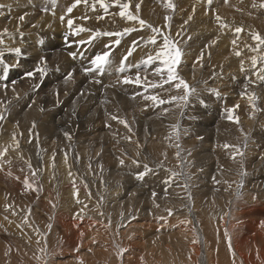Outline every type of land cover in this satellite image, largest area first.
<instances>
[{"label": "bare ground", "instance_id": "obj_1", "mask_svg": "<svg viewBox=\"0 0 264 264\" xmlns=\"http://www.w3.org/2000/svg\"><path fill=\"white\" fill-rule=\"evenodd\" d=\"M0 1H1V4L3 3V5H4V9L2 11H0V13H3V15H0V32H2L3 29L7 28L8 33L10 34V35H4L2 37L4 39L5 43H4V45H0V48L10 49V48H16V47L20 46V44H21L20 35L24 34V31L31 32V35H28V34L27 35L34 37V38H32L34 40V44H32L31 47L26 44L27 46L22 48L23 55L21 57H16L14 53H8L7 51H5V56H4L6 63L11 65V70L15 71L16 75H18V78L15 75V77L10 82L12 83L14 81H17L15 86L17 87V89L20 92L19 93L17 92L19 94L18 98L15 97L11 100H10V98H6L7 100L11 101V103L8 105V107L13 108V114H12V116H8V117L6 116L7 117L6 120L3 121L2 123H0V143H10L11 142V135L13 132H15L17 134V138L20 141V148L17 151H10L9 152L7 158L11 159L12 163L10 166H7V165L5 166V168H6L5 171H0V261L1 262L6 261L5 262L6 264H21V263H23V264H41V262L36 259V257L42 255V253L39 251V246L36 243V240L40 239V237L37 236V234L33 231V228H39L40 232L43 233V235H44V237H46V241H47V253L48 254L46 257H44V259L47 261V264H54L55 261L57 260V257H56L57 254L71 255V254H73V252H74V254L77 253V249H79V251L80 250L88 251L89 252L88 254H90L91 252H93V254H95L97 251L94 252V250H92V248H90L93 245L101 246L100 250L97 252L98 253L97 257H96V255H93L94 257L92 256L93 258H95V257L97 258V259L95 258L94 260L96 262L99 261V264H141V260H140L141 257L144 258L143 264H165V263L168 264V262L173 264V261H174V263L176 262L175 258L179 259L178 254L181 251H183V253L185 254V255L181 254L184 256V257L182 256L181 259H183V258L186 259V260L183 259L184 260L183 262H185V264H199V259L205 263L207 261V264H233V262H234V264H246L245 258L243 256L244 251L238 245L241 244L245 250V247H246L248 242L242 241L241 238H237L238 235L234 234L239 229V228L238 229L235 228L236 226H234V225H237V223H234V224L231 223L230 225H228V228L226 226H223V224L219 225V229L222 230V237L225 236V232H227L228 236H230L231 247H232V250L234 251V254H236L237 257L234 259H231L230 257L227 256L228 252L231 253L233 251L229 250L228 239L225 236L226 238L223 239V242L225 245L222 247V250H218V253H216V251L213 250L214 247H216V246L213 245V247L210 248L209 246L211 244H209L207 250H205V251L203 250V253H205V255L203 256V259H202L201 257H199L200 244H202L198 240L197 236H199V235H196V231H194V228L191 226L190 223L187 222V220L185 223L183 222L181 224H180V221L176 222L174 220L173 225H175V226H172V227L174 228L175 232H173V233L171 232V234H169L165 238V239H167L166 241H165L162 233H161V235H159V234L155 233V231H153V232L150 231L152 233L149 232L150 234H147L146 237H143V235L140 236L139 233H136L135 236L133 237L131 243L127 242V244H129V248H130L129 257H126L124 254L122 261H121V260H118L116 257L113 258L111 256V255L116 254L117 248L114 249V246L110 245V243H109L108 237L110 236V230L104 229V228H108L107 227L108 221L105 219H107L106 218L107 214H110L109 207H112L115 209L116 204H122L121 206L118 207V209L120 210L123 207V205L126 206L125 204H129V202H130V204H132L131 200L133 198L135 200V197H132L134 195H132V196L130 195L132 197V199H131V197H128V200H130V199L131 200L128 201L127 203H125L124 201L119 202L118 196H120L119 195L120 188L118 189V192H117V189H116L117 186L114 187V184L116 182L114 184H112L105 177H102L105 179L102 182V180H101L102 178L100 176L101 174L98 175V174L91 173V172L86 173L85 168L83 171L81 165L83 164V162H84V164H86L85 162L88 161V159L91 156L89 150L93 149V148L89 149L88 147L89 146H91V147L92 146H95V147L101 146L100 147L101 149L107 150L109 148L108 146L109 145L113 146L114 143L115 144L121 143L122 145H123V143H125L126 149H128L129 146L131 149V147L132 148L137 147L136 146L137 141H139V142L142 141V145H144V143H145L146 146L153 147L154 149L157 148V149L163 150L161 147H158V145L164 146L165 144L166 145L171 144L172 142L168 139L169 136H172L171 140H173L174 142L176 141V138L175 139L173 138V137H175V135L173 133V129L170 130L171 126H170V123L168 122V119H172L171 117H173V119H174L175 115L173 114L172 116H170V118L167 117L169 115H166V116L161 115L162 108H168L169 104H165V105H161L159 107H156V106H153L151 101L144 100L142 98V96H136V99L133 100V99H131V96L133 94H135L137 92H144V90L142 88H137V86H135L134 84L124 85V84L117 83L118 78H122V76H125V75H130L133 77L135 76L137 69L132 67V65L139 63L141 61V59L145 56V50H144L143 46L141 48H139L138 50H136L134 52L133 56L129 57L128 68H126L123 73L118 72L117 67L120 63L121 57L125 55L126 49H128L130 47L132 41L134 39H139L142 35H146V33L140 32V31H134L130 35H126V36L120 38L121 43L119 46H116L114 44L112 45V49L114 51L112 54L113 61L108 66V68L106 69L105 74L99 76L98 73H89V74L84 73V76L85 77L87 76V77L86 78L84 77L81 81L77 82V84H78V86H80V88L83 85L84 81L88 80V79H90V82L100 81L103 84V86H107L108 82H110V84H109L110 88H108L106 90V95L104 96V99H107V100L110 99L109 100L110 102L107 101V103H105L104 109H101L100 112L97 110L98 111L97 115L95 114V110H92V108L90 107V103L96 99V98H94L96 95H92V94H90L88 97L83 96L80 99V101H74L73 96H70L68 101H67L69 103V105L73 106L72 108H70L71 111L73 112L71 127L76 126L75 119L78 120V122H81V121L85 120L87 117H92V118H95L97 120V119L104 117V116H110V117L120 116V119L126 120L128 122V124L131 126L132 131L129 132L124 127L123 124H120V123H118L117 120H113L109 117V120H111V122H112V123H109V125L112 124V127L109 126L110 128L106 129V132L104 131V135L100 134L101 132L96 131V126L94 124L89 123L90 125H88V124L86 125L84 122V125H83L84 127H82V128H84L85 132L83 130H81V128H78L80 133L79 132L77 133L78 134L77 137H75V135H74V138L72 135V137H71L72 140H70L71 142L67 143V142H63L64 140L62 141V143H67L68 147H66L67 145L56 146L57 143L53 145L52 142L48 143L49 142L48 140L47 141L43 140L42 145H40V146L38 145L39 146L38 148L32 149L29 146L30 143H29L28 138H27V137H29V136H27L29 134H27V132H26V130H28L29 128L26 127V128H22L21 130H18V129L16 130L15 126H14L15 122L20 121V123H23L24 127H25V126H30L32 124V122L35 121V123H39L42 126L48 128L50 130H54V131H55V126H52V128H51L50 127L51 119L46 118L44 115L42 117V115L40 114V110L37 109L33 105V103H31V99L35 95L34 94L28 95L27 94L28 91L26 93L27 86L32 84L35 81H39V85H41V86H46V84L50 83L51 80L60 79L61 81H59L58 83L65 82L66 73H68L70 71L73 72V76L77 77V74H78L77 72L82 71V67L87 66L89 64L90 59L92 57H94L95 54L104 50V47H103L104 44L111 43V41L117 39V37H100V38L96 39L95 41H93L91 44H83L82 45L79 43V41L81 39L86 40L89 36V33L84 32V33H81L79 36L69 34V29H68V26L66 23L67 19L68 18L73 19L74 27L84 26V27H88V28H91L94 30L99 29L101 31H112V32L121 31L125 27L132 26V22H125L119 16L111 15V13L118 11V9L115 7H110L109 13L105 14L103 9L100 8L99 4H97L95 11H93L91 9V7H88V6L81 4L78 7L73 9V12L70 14V17H69V15L66 13V8L72 4L73 0H56L55 3H53V0H27L30 4L29 6L25 5V3H24L25 0H0ZM158 1L159 0H143V2H142L143 5L141 7V12H140L141 18L145 19L146 21H149L150 23H152L154 25L162 27L164 24L165 15H172V16L174 15L173 17H175V18L177 17L176 19H179V20H178L175 27H173V24L171 23V25H172L171 33L173 35L176 32L180 31L181 25H183L184 20L187 19L188 15L193 14L192 9L195 8V14L193 16V20L190 21L189 25L186 26L187 34H190L192 39L190 41H188L186 44L181 43V47L184 48V57L182 58L181 65H180L178 71H179L180 75L183 78H185L190 84L197 87L198 98L195 96L196 102H198L201 105L202 103L199 102V100L203 101V102L204 101L208 102V100H211V102L213 101V104L208 105V106H206V105L209 102L206 105H205V102L203 103L206 106L207 111H209L208 116L210 115V117H211L209 120H205L207 122L206 124H208V125L214 124V119H217V117L222 118L223 122L221 120V121H219L220 123L221 122L224 123V121H226V122L229 121L227 119L226 109H232L237 104L238 105L241 104V105L238 109H236V111L234 112V115H237V113H238V116H241V113L244 114V111H247L248 114H246V115H248V117H249V112H251V109L249 108V101L247 100L246 96L244 98H242L240 95L245 90V87H247L248 92L254 91L256 93V95L259 97V99L256 101V105H257L258 110L255 112L256 117L253 121V124H251L252 120L249 119L248 117L245 118L244 120L240 121V123L242 126L245 125L247 127L245 129H247V130H248V128H250L253 125L252 133L254 132L256 134V138H254L252 136L254 134H252L251 136L257 142L256 144H262V142H264V84H261V82L257 76V70L261 67V65L258 63L256 68H253L251 66L250 57L255 56L256 53L251 52L249 49L244 47L245 44H253L254 43L250 39V36H249L250 31L255 30V31H259L260 33L264 34V8L259 7V4H261V2L258 0H255L257 7H253L252 6L253 0H243V3H241V0H230V3L232 5H235L236 7H240L243 9V12H238V11H235V9L233 7L224 6L222 0H214L213 9L218 10V14L224 19V21L227 24L230 25L229 28L221 30L218 28V26L215 22L214 16L211 13H209L208 15H205L206 4L203 3V0H176L177 1V3H176L177 8H176V11L174 13H172L169 9H167L165 7V2H164L165 0H162L163 1L162 6H160V4L159 5L156 4V2H158ZM106 2L111 4L112 0H106ZM122 2H124V0H122ZM136 2H138V0H132L133 4H135ZM90 3H91V0H90ZM44 8H47L49 11V12L48 11L46 12V13H48L47 18H45V13H44L45 11H42V9H44ZM260 10H262V12L258 13ZM53 12L55 13V15H53ZM21 15H24V17H25L24 21L18 20V17ZM61 15L65 16V21L63 23L61 22V20H59ZM101 15H103L105 18L102 20H97L96 17L101 16ZM83 16H89V17H91V19H88V20L80 19V17H83ZM259 16L260 17L262 16V17L260 18ZM173 17H172V19H173ZM249 17H251V18H249ZM247 18H249V19H247ZM175 23H176V21H175ZM256 23H257V25H258V23H259V25L261 23V25L260 26L258 25L255 27L254 24H256ZM33 25H36V27H33ZM234 25H241L244 28V32L241 33L240 39L237 41L238 45L240 46V48L242 50V56L239 58L236 57L232 51L231 40L233 39ZM17 28H19V31H17ZM42 31L50 32L51 36L43 38V39H41V37H40V39H39V40H41L40 43L42 45H44V46H41V48H40V46H39L40 43L38 44V40H36L35 36H36V33H40ZM165 31H167V30L165 29ZM25 34H26V32H25ZM25 34H24V36H25ZM217 36H219V39H218L216 45L211 47V48H208V44L211 42L212 39H215ZM22 46H23V44H22ZM28 47H29V49L27 50ZM202 49L205 50V56H204V59L202 61L203 66L201 67L200 63L197 62V59H198ZM48 50L50 51L49 53H51L52 55H50L47 52L44 53V51H48ZM51 50H53V51L51 52ZM72 52L75 54V59H73V56L71 55V57H72V62H71V60L70 61L68 60L69 56H67V53H72ZM192 52H194V54H192ZM208 52L211 53L210 58L207 55ZM40 57L46 58V60L48 62L47 63V65H48L47 75L43 78V80H41V79L39 80V76H36L35 78L25 77L24 74L27 71L34 69V67L38 63V60ZM241 59L244 60V67H245L244 72L240 71V60ZM17 61L19 62L18 66H17ZM56 63H58L59 66L58 67H54V66L52 67V65H54ZM68 69L70 71H68ZM191 70H193L195 73L191 72ZM58 71L61 72L62 75L59 74ZM0 72H2V66H0ZM37 75H39V73H37ZM145 75H147L149 80L159 79V77L152 75L151 69H148L147 72L142 70L141 71L142 79ZM190 76H191V78H193V77L195 78V79L193 78L195 80L194 82H191ZM205 81L207 82L206 84L204 83ZM70 82L71 81H68L67 83L69 84ZM111 85H116V86L111 88ZM12 87L13 86L11 84L8 85V88H12ZM165 87H167V85ZM213 88H215L219 91L220 96H216L213 92L210 91ZM0 90H1V94L3 95V93H2L3 89H0ZM81 90L85 91V93H87V90H84V89H81ZM30 91H31V89H30ZM156 91H158V90L149 88L148 92H146L144 94L147 95L149 93H154ZM10 92H12V91L11 90L7 91V93H10ZM33 92L37 93L36 98L40 97L43 101L46 102V105H55V101L51 100V93H50L51 89L50 88L46 87V88L40 89L38 92H36L35 90ZM92 92H96V90L93 89ZM113 94H114V96H113ZM162 94L164 96L169 95L168 93H162ZM171 94L175 95L177 93L173 89ZM2 95H0V96H2ZM75 96H78V93ZM101 96H103V95H101ZM62 98L63 97H60V100H62ZM117 103H120V106L118 105V107H116ZM189 104H190V102L188 103V105L186 107H183V108L177 107L179 110L178 118H177L178 120H176V119H174V120L176 121L175 124H179L181 131H182V129L184 130L186 126L191 127L193 123L195 125L193 127H196V126H198V123L200 122V121H194V119H191V117H190L191 114L187 112L189 110V107H190ZM82 105H84V106L82 107ZM133 105L134 106L136 105L135 110H136V112H139V115L137 114L138 116L136 115L137 116L136 118L133 117L135 115L132 116L130 114L131 112H129L134 108ZM136 107H137V109H136ZM200 107L201 106H199V108ZM68 108H69V106H68ZM96 108H98V107H96ZM222 108H224V112H223ZM135 110H133V111H135ZM184 111L186 112L185 113L186 115H183ZM240 111H242V112L240 113ZM170 112L173 113L171 111V109H170ZM189 112H190V110H189ZM239 113H240V115H239ZM65 115H67V114L65 113ZM252 115H253V113H252ZM126 116H129V118ZM184 116H185V118H187L190 121H187L184 118ZM197 117H198V115H197ZM197 117H195V118H197ZM51 118H52V120L57 122L56 124L59 125L57 132L68 133L69 129L67 130V128H66L67 126L64 127L65 126L64 123H62L59 118L55 119L54 116ZM64 118H65V116H64ZM67 118H69V117H67ZM126 118H128V119H126ZM95 119L93 121H95ZM69 121H71V120L69 119ZM99 121H101V119L98 120L97 123ZM106 121H107V117H106ZM169 121H171V120H169ZM101 122L103 124L105 121L104 122L101 121ZM219 122H218V124H219ZM86 123H88V122H86ZM147 124L151 125V127H149L150 128L149 130L146 128V126H148ZM172 124H173V122H171V125ZM221 124H219V125H221ZM225 124L226 123H224L222 125L226 126ZM230 124H231V122H230ZM81 125H82V123H81ZM100 126H101V124H100ZM115 126H116V128H118V126H119L120 130H123L124 132L125 131L128 132L129 133L128 136L133 134L134 136L131 137V142L126 139V135L124 137H121V135H120L121 131L118 130V132H117L116 131L117 129H115ZM224 126L222 128L221 127L220 128L223 129V128H225ZM259 126H261V127H259ZM77 127H79V126H77ZM97 127H99L98 124H97ZM232 127H229V128L231 129ZM76 129H74L72 132H74ZM207 129H209V128L206 126V128L204 130L206 131ZM221 129H220V131H221ZM111 130H112V132H111ZM19 131H22V133H23L22 136L20 135V133H18ZM220 131H219V134L221 133ZM182 132L180 133V135L183 134ZM211 132H212V130H211ZM232 132H233V130H232ZM246 132H248V131H245V133ZM201 133H203V132H201ZM223 133L224 132H222V134ZM231 134L232 133H230L228 135L230 136ZM234 134L237 137H239L238 135H240L239 133H238V135L236 133H234ZM184 135H185V133H184ZM218 135H216V137L220 136V138H222L221 137L222 135H219V136ZM179 137H181V136H179ZM208 137H210V136H208ZM237 137H236V140H237ZM240 137H241V135H240ZM225 138L224 139L229 141V142H230V140L233 139L232 137H231L232 139H228L226 136H225ZM242 138H243V136L241 137V139ZM249 138H250V136H249ZM52 139H54V138H52ZM193 139H192V142L195 141L194 144H196L197 140L195 139L193 141ZM241 139H239L238 142L236 140L235 141L232 140L231 143L234 142L235 145L237 146L240 144ZM253 139L251 138V140L250 139H248V140L253 142ZM189 140H191V139H189ZM213 140L214 139H212V141ZM220 140H222V139H220ZM100 141H102V144L99 143ZM181 141H182V139L180 138L178 143H182V144H180L182 146L186 145L185 143L188 142V141H186L184 143ZM215 141L217 142V139H215ZM250 141H249V144L251 145ZM35 142H37V141H35ZM192 142H190V143L188 142L187 144H192ZM220 142H218V144L221 145ZM111 143H113V144H111ZM175 143H177V141ZM231 143H229V144L231 145ZM225 144H228V143H225ZM253 144H255V143H253ZM115 146H117V144ZM146 146L143 147V152H142L143 157L141 155L139 157H137V152H138L137 148H133V149H131L132 152L128 153L130 155V157H128V158L131 160L134 158H139V159H142L144 161V159L147 158V156H149L145 152L146 150H148L146 148ZM172 146H174V145H172ZM188 146H187V148H188ZM168 147H170V146H168ZM221 147H222V145H221ZM141 148H142V146H141ZM172 148L175 149L174 147H172ZM258 148H260V147H258ZM222 149H224V148H222ZM221 150H218V151L221 152ZM72 151L76 152L77 156L80 154L83 155L84 156L83 159L82 160L80 159L81 161L79 160L76 164L71 163L69 159H70V152H72ZM121 151H122V148L120 149V152ZM140 151H141V149H140ZM115 152H116V150L114 151V153ZM118 152H119V150H118ZM170 152H174V151L170 150ZM183 152H181V153H183ZM220 152H219V154L218 153L217 154L221 155ZM248 152H249V149L247 150V153ZM65 153H67V163H65ZM163 154H165V153H163ZM184 154H186V153H184ZM253 154H255V153L253 152ZM21 155L24 158L23 160L20 159ZM71 155H72V153H71ZM109 155H107L106 158L100 160V162L101 161L103 162L104 160L106 161L109 158L111 159V157L114 156V155L113 156L110 155L111 157L108 158ZM169 155H171V154H169ZM53 156H54V159H53ZM249 156H251V154ZM117 157L118 156H116L115 158H117ZM160 157H161V155H160ZM219 159L221 161V157ZM24 161H30L33 170H38L37 175L35 177L31 176V174L27 168V165L24 163ZM226 162L224 164H226ZM228 162H229V160H228ZM110 163H111V161H110ZM88 165H89V163H88ZM125 165H127V164H125ZM230 165H231V163H230ZM117 166H119V163L117 164ZM20 167L24 168L25 171L22 172L21 171L22 168H20ZM112 167L114 168V166H112ZM121 167L122 166H120V168ZM134 168L136 169L137 167L134 166ZM140 168L142 170L143 167L141 166ZM126 169H127V167H126ZM121 170H122V172H124L125 168H124V170L123 169H121ZM69 171H71V173H72L71 176H69ZM88 171H89V169H88ZM8 172H11L12 175H8ZM115 172H117V171H114L112 176L117 175ZM133 172H134V170H133ZM154 172H152V173L154 174ZM166 173L164 171V173L161 175L165 176ZM23 174H26V175H23ZM136 174H137V172H136ZM16 177H19L20 179L18 180ZM26 177L29 178L30 181L32 179H35L36 181H38L42 190L39 191L38 193L28 192V193L22 195L21 193L24 191L22 181ZM150 177H151V174H150ZM155 177H156V174H155ZM206 177H208V176H206ZM152 178H151V180H152ZM159 178H160V176H159ZM119 179L121 180L122 177ZM83 180L86 181L87 183L84 182ZM120 180L119 181L117 180L118 183L120 182ZM161 180H162V178H161ZM73 181L75 182L76 189L79 190V201H80L79 203H77L76 199L73 197ZM92 181H93V184H92L93 187L94 186L102 187V189L98 193L100 194V199H102L104 204L106 206H108V212H106V210L103 211V215H105V216H102V215L100 216L99 209H95V208H97V207H95V204L101 205V202L97 201L95 199L93 201L90 200L92 196L89 197L88 192H86V187H90ZM121 181H123V179ZM153 181H158V180L153 179ZM135 182H136V179H135ZM158 183H160V182H158ZM3 185L4 186L8 185L6 187H8L7 189L10 190V193L5 192ZM139 185H140V183H139ZM161 185H162V183H161ZM120 186H121V184H120ZM156 188H157V186H156ZM131 189H133V188H131ZM138 189H139V187H138ZM11 191L13 193H11ZM131 191H133V190H131ZM91 193H92V190H91ZM137 194H139L138 191H137ZM20 197L21 198L24 197L27 200L26 206L21 205V204H24V202H21L20 205L19 204L16 205V200H18V198H20ZM21 198L18 201H21ZM137 200H139V198ZM140 200H141V198H140ZM49 201H52L53 203H55V208H53L51 206ZM138 202L139 201H137V203ZM259 202H260V200H259ZM7 203H14L15 206L17 207V211H19V209H21V208H23V209H35V211H34L35 215H39V213L44 214V216H46L48 218L47 222L45 223V222H41V221H36L30 216L29 219H30L33 227L25 226L23 232H21V230L16 227V224L21 222V217H22L23 213H21L20 215H16V216H9V220L11 221V223L9 222V220H5L4 219L5 215H9L8 213L4 212V205ZM147 203L149 204V201ZM139 204L140 203H138V205ZM248 204H249V202H248ZM257 204H260V203H257ZM85 205H87V207H84ZM147 205L144 204L143 208H145V206H147ZM93 206H94V208H93ZM149 206L150 207L148 208V206H147V208L150 210L152 208V205H149ZM261 206L264 207V205H261ZM127 207H128V205H127ZM132 208H133V206H132ZM77 213H79V216L77 215ZM155 214H156V212H155ZM157 214H159V212ZM239 218H241V217H239ZM39 220H41V218H39ZM144 220H146V219H144ZM178 222L180 224L178 227H180V228L176 229ZM117 223H119V220ZM117 223L114 226L115 232L120 231L117 229L119 227L117 225ZM48 224H51V226H52L50 230L47 227ZM136 225H137L138 229H140V230L144 229L142 226H140V223L136 224ZM81 226H82V228H81ZM84 226L87 227V231L82 230V229H84ZM250 226H252V225H250ZM89 227L96 229L95 233H98L99 235H96V234H94V236L89 235L90 234ZM150 227H152V226H150ZM237 227H238V225H237ZM168 228H171V226H169ZM207 230H209V231L211 230L209 225H208ZM159 231H160V229L158 228L157 232H159ZM252 231L250 230V232H252ZM161 232H162V230H161ZM187 232H191V234L187 235ZM81 233H83V236H81ZM247 233H248V231H247ZM101 234L104 235V237H106L105 241L103 240V238H101ZM213 234H214V232H213ZM249 234H252V233H249ZM249 234H247V235H249ZM260 234H261V232H260ZM95 235L98 238H96ZM215 235L217 236L218 233H216ZM247 235H245V236H247ZM85 237H87V238L85 239ZM258 237H260V236H258ZM120 238L121 237H120V233H119V238H117V240H116L118 245H116V246L124 248L123 245L119 244ZM213 239H215V238H213ZM246 239L249 240L248 237ZM1 240H4V241H1ZM193 240H196L197 242L193 243ZM253 240H255V239L253 238ZM103 241H104V244H101ZM2 243H5V245H6V243L7 244L9 243L11 248L13 249V252H14V250H17L19 252V254L17 255V253H18L17 252L15 255L12 254L11 256L10 255L5 256V250L9 246L6 247ZM43 244H44V241L41 240L40 246H43ZM205 244L206 245L208 244L207 241H205ZM89 249H91V251H89ZM220 249H221V247H220ZM86 254H87V252H86ZM86 254L84 253L80 256L77 253V255L76 254L75 255L78 259H80V257H81V259H83L82 257H85ZM257 254H258V252H257ZM262 254L264 255V253H262ZM90 256H88V257H90ZM65 257H67V256H65ZM155 257H157L160 261L156 260L157 262H154ZM161 257L163 258L162 261H161V259H162ZM77 258L69 259L65 263L66 264H77L78 260H77V262L75 261V259H77ZM87 258H85V259H87ZM83 261H85V260H83ZM202 261L200 264H203ZM65 263L57 262V264H65ZM95 263H93V264H95ZM88 264H91V263L89 262ZM257 264H261L260 258H259V261Z\"/></svg>", "mask_w": 264, "mask_h": 264}, {"label": "rangeland", "instance_id": "obj_2", "mask_svg": "<svg viewBox=\"0 0 264 264\" xmlns=\"http://www.w3.org/2000/svg\"><path fill=\"white\" fill-rule=\"evenodd\" d=\"M258 1H260L261 3H264V0H258ZM24 3L27 6L30 5L27 0H25ZM173 3L176 4L177 1L176 0H173ZM0 4H1V1H0ZM156 4H158V5L160 4V6H162L163 1L162 0H159L158 2H156ZM142 5L143 4H141V7H142ZM3 9H4V7L3 8H0V11H2ZM261 12H262V10H260L258 13H261ZM44 13H45V18H47L48 17V13H46V12H44ZM176 18L173 17L174 20L173 19L171 20V23L173 24V27L176 26V24H177V22L179 20V19H176ZM249 18H251V17H249ZM249 18H247V19H249ZM175 21H176V23H175ZM258 25H259V23H258ZM258 25H257V23L254 24L255 27L258 26ZM260 25H261V23H260ZM25 32H26V34H25ZM24 34H25V36H24ZM24 34H21L20 35V42H21V44L18 47H20L21 49L24 48L27 45H29L31 47V45L34 44V40L32 39L34 37L33 36H28V35H31V32L24 31ZM49 36H51L50 32H48V31H42L40 33H36L35 38H36V40H38V44H39L41 42V40H39L40 37H41V39H43V38H46V37H49ZM22 44H23V46H22ZM39 46L41 48V46H44V45H42L40 43ZM28 49H29V47L27 48V50ZM52 51L53 50H51V52ZM46 52L49 53L50 51L49 50L48 51H44V53H46ZM49 54L52 55L51 53H49ZM68 54L69 53H67V56H69L68 57L69 58L68 60L69 61L71 60V62H72V57H71V55H68ZM192 54H194V52H192ZM110 60H111V63H112L113 56H111ZM53 66L54 67H58L59 65H58V63H56V64L52 65V67ZM68 71H70V70L68 69ZM105 72L103 74H105ZM191 72H194V71L191 70ZM58 73L62 75L61 72L58 71ZM77 73H78L77 74V77L76 76H73V79L71 80V82L69 84L68 83H65V82L58 83L61 80L60 79H57V80H51L50 83H47L46 84V86L39 85V81H35L32 84H30V85L27 86L28 89L26 88V93L28 91V93H27L28 95H33V94L35 95L34 97H32L31 103H32V101H35V104H33V105L37 109H39V110H40L41 107H43L45 110L44 111H40V114L42 115V117L44 115L46 118L51 119V122H50V127L51 128H52V126H55V131H54V130H50V129L42 126L39 123H36V127L33 129L32 128V124L30 126H25L24 127V124L23 123H20V121H16L15 124H14L16 130L17 129L18 130H21L22 128L28 127L29 129L26 130L27 134H29L30 133V130H31L32 136H31V143L29 144V146L32 149L38 148L40 145H42L43 140L44 141L45 140L46 141L48 140L49 141L48 143H51L52 142L53 145L57 143L56 146H58V145L65 146V145H67L68 142H71L69 139L65 138L66 137L64 135L65 133H63V132H57V129H58L59 125L56 124L57 123L56 121L52 120L51 117H53V116L55 117V119H58L59 118L60 121L62 123H64V125H65L64 127L67 126L66 127L67 130L69 129L68 130V133L70 134L71 137L73 135V138H74V135H75V137L78 136V134H77L79 132L78 128H81V130H83L85 132L84 128H82V127H84L83 126L84 125V122H85L86 125L87 124L88 125L94 124L96 126V131L101 132L100 134H103V135H104V131L106 132V129L112 127V124L109 125V123H112L111 120H109V117L110 116H104V117H101V118H99L97 120L95 118H92V117H87L85 120H83L81 122H78V120L75 119L76 126H74V127L72 126L73 128L71 127V125H72V118H73L72 117L73 112L71 111L70 108H72L73 106L69 105V103L67 102L70 96H73L74 101H80V99L83 96L84 97H88L90 94L96 95L94 97L96 99L93 102L90 103V107L92 108V110H95V114L96 115H97V112L98 111L100 112L101 109H104L105 103H107V101L110 102L109 101L110 99H108V100L107 99H104V96L106 95V90L108 88H110L109 87L110 86L109 85L110 82H108L107 86H103V84L100 81L99 82H94V81L90 82V79H88V80H85L84 81L83 85L80 88V86H78L77 82L78 81H81L85 76H84V72L83 71H79ZM15 75H16V72L13 71V70H11V68H10V70L7 73V78L6 79L3 78V74H2V72H0V84H2V83L5 84L6 83L8 85L11 84L13 86V83H11L10 81H12V79L15 77ZM100 75L101 74H99V76ZM36 76H39V75L36 74ZM16 77L18 78V75H16ZM194 79L191 78V76H190L191 82H194L195 81ZM39 80H40V78H39ZM14 82H15V84L17 83V81H14ZM15 84H14L15 90H16V92L19 93L20 91L17 89V87L15 86ZM33 85H35V87H33ZM46 87H48V88L51 89V92H50L51 93V100L52 101H55V105H46V102L43 101L40 97H37L36 98V94L37 93H34L33 92L34 90L36 92H38L40 89L46 88ZM111 88H113V87H111ZM30 89H31V91H30ZM81 89L87 90V93H85V91H82ZM93 89L96 90V92H92ZM8 90H11V88H8ZM56 92H59V102H57ZM2 93H3V95L1 94V90H0V95H2V96H0L1 97L0 99H3L5 101H7L6 98H10V100L13 99V98H15L13 92L7 93V96L6 97L4 96V90H2ZM77 93H78V96H75ZM101 95H103V96H101ZM113 96H114V94H113ZM60 97H63L62 100H60ZM195 100H196V97L195 96L191 98L190 104H189L190 105V107H189L190 112H189V110L187 112L191 114L190 115L191 119H194V121H200V122L198 123V126H196V127H193V126H195L194 123H193L191 127L186 126L184 130L182 129L183 132L180 130V133L182 132L183 134L179 135V136H181V137H179V139L180 138L182 139L181 142H184L185 143L186 141H188L190 143V142H192V139L194 138L193 141L196 139L197 140V143L194 144V142H195L194 141V142H192V144H187L188 143L187 142V143H185L186 145H183V146L180 145L181 146L180 147V153L184 151L183 153H181V159L184 161V164H183L182 168L180 166L181 165V159H178L176 157L177 148L175 146L176 145L175 142L177 140L175 142L173 140H170L172 143L169 144V145L168 144L167 145L165 144L164 146L158 145V147H161L163 150H160V149H157V148L154 149L153 147L146 146L145 143H144V145H142V141L139 142L140 148L133 147V148H137V151L139 153H141L140 155L143 157V154H142L143 147L146 146V148L148 150H146L145 152L149 156H147V158H145V159L143 158L144 161L142 159H140L141 160V166L143 165V163H147L153 169L152 172L155 171L154 174L152 172L150 173L151 174V177H150V174H148L147 176L144 177L143 180L137 179V175L140 172L143 171V168L141 170V168H140L141 166L140 167H137L134 164L132 165V162H131L132 160L128 158V157H130V155L128 153L132 152V150H131V149H133L132 147L130 149V146H129V148L126 149L125 143H123L124 146L121 143H116L117 146H115L116 145L115 143L114 144L111 143V144H113V146L109 145L108 146L109 148L107 150L106 149H101L100 148L101 146H97V147H95V146H92V147L89 146L88 147L89 149H92V148L93 149L92 150H89L91 156L88 159V161L85 162L86 164H84V162H83V164L81 165L83 171H84V168H85V172L86 173H88V172L90 173L91 172V173H95V174H98V175L101 174L100 175L101 178L102 177H105L112 184H114L116 182L114 184V187L117 186V188H116L117 189V192H118V189L120 188L119 195L121 197L118 196L119 202L124 201L125 203H127L128 201H130L132 199V197H135V200H134V198L131 200L132 204H130V202H129V204H125L126 206L123 205V207L120 210L118 209V207L121 206L122 204H116L115 205L116 206L115 209L112 208V207H109L110 214H107V216H106L107 219H105V220H107L108 222H109V219L111 220V227L104 228L106 230H110V236L108 237L109 243H110V245L114 246V249L117 248L116 245H118V244H117L116 240H117V238H119V233H120V237L121 238H120V243L119 244L123 245L124 248L127 249V252H125V256L126 257H129L130 248H129V244H127V242H130L131 243V241H132V239H133V237L135 236L136 233H139L140 236L143 235V237H146L147 234H150L153 231H155V233H157L159 235H161V233H162V235L164 236V239H165L169 234H171V232L172 233L175 232L174 228L172 227V226H175V225H173V221L174 220L176 222L177 221H180V224L183 223V222L185 223L186 220H187V222L190 223L191 226L194 228V231H196V235H199V236H197L198 237V240L202 243V244H200L199 257H201L203 259V256L205 255V253H203V250L204 251L207 250L209 244H211L209 246L210 248H212L213 245L216 246L213 249L214 251H216V253H218V250H222V247L225 245L224 242H223V239H225L226 237L225 236L222 237V230L219 229V225L220 224H223V226H226L228 228V225H230L231 223H233V224L234 223H237L238 227H237V225H234V226H236L235 228H237V229L239 228L238 229L239 232L237 231L234 234L235 235H238L237 238H241L242 241L248 242L247 245H246V247H245V250H244V248H243V246L241 244L238 245L244 251L243 252V256L245 258L246 264H257L258 261H259V258L261 260V264H264V262H263L264 261V255L262 254V253H264L263 252L264 251V241H263L264 240V226L261 225V222H264V207L261 206V205H264V162H263L264 159L261 158V157H264L263 156L264 155V142H262V144H256L257 142L253 139V137L256 138V134L254 132L252 133V127H253V125L250 127L251 129L248 128V130L245 129L247 127L244 125L242 127L244 128L243 130L248 131V132H246L248 139H250V140H251V138L253 139V142H251L250 140H247V142H248L247 145L249 144V141H250V143H251L252 146L249 144L247 146V148L244 149V147H243V145H244V139L243 138L244 137L241 139L242 135H241L240 131H238V126L236 124L232 123V122L230 124V121H227V122L224 121V123H226L225 124L226 126H224V125H222V124H224V123H222L223 122L222 118H218V117H217L218 120L217 119H214V124H212V125L206 124L207 122L205 120H209L211 118L210 115L208 116L209 111H207L206 106L213 104V101L211 102V100H208L209 103L207 101H204L205 102V105L208 103L205 106L203 104L204 103L203 101H202V104L200 105ZM199 102H201V101L199 100ZM118 105L120 106V103H117L116 104V107H118ZM68 106H69V108H68ZM83 106L84 105H82V107ZM135 106L129 112H131L130 114L132 116L135 115L133 117L136 118L139 115V112H136ZM199 106H201V107L199 108ZM96 107H98V108H96ZM168 108L167 109H168V112L169 113H167V115H169V116H167V117L170 118V116H172L174 114L175 115L174 116V119L178 120L177 119L178 118V112H179L178 108L174 104L173 105H169ZM136 109H137V107H136ZM170 109H171V111L173 113L170 112ZM133 110H135V111H133ZM222 110L224 112V108H222ZM241 112L242 111H240V113ZM65 113L67 115H65ZM185 113L186 112L184 111L183 115H186ZM240 113H239V115H240ZM12 114H13V108L12 107H8V111L6 113V116L7 117L8 116H12ZM244 114L241 113V116H239L240 121H242V120H244L245 118L248 117V115H246V114H248L247 111H244ZM197 115H198V117H197ZM237 115H238V113H237ZM250 115H252V111L249 112V116ZM253 115H255V116H254L253 119H251L252 120L251 121L252 122L251 124H253V121H254V119L256 117V114L255 113H253ZM64 116H65V118H64ZM67 117H69V118H67ZM106 117H107V121H106ZM117 117L120 119V116H117ZM126 117L129 118V116H126ZM195 117H197V118H195ZM128 118H126V119H128ZM171 118L172 119H168L167 118L168 119V122L170 123V126H171V122H173L172 125H174L176 123V121L173 119V117H171ZM184 118H185V116H184ZM69 119L71 121H69ZM94 119H95V121H93ZM100 119H101V121H103V122L105 121V122L103 124H102L101 121H99L97 123V121L100 120ZM185 119L187 121H190L187 118H185ZM169 120H171V121H169ZM221 120H222V122H221L222 124L219 122ZM86 122H88V123H86ZM218 122L221 125H219ZM17 123H18L19 126L20 125L21 126L20 127L19 126L16 127L17 126ZM81 123H82V125H81ZM97 124H98L99 127H97ZM100 124H101V126L102 125L103 126L101 127ZM147 125L148 126H146V128L149 130L150 129L149 127H151V125H149V124H147ZM77 126H79V127H77ZM206 126L209 128V129L206 130L207 132L204 130L206 128ZM223 126L225 128L221 129ZM261 126H259V127H261ZM229 127H232V128L230 129ZM118 128H116V126H115V129H117L116 130L117 132H118V130H120V127L119 126H118ZM74 129H76V130L74 132H72ZM220 129H221V131H220ZM170 130H172V128H170ZM211 130H212V132H211ZM232 130H233V132H232ZM120 131H121V133H120L121 137H124L125 135H126V137H128V135H129L128 132H126V131L124 132L123 130H120ZM219 131L221 132L220 134H219ZM111 132H112V130H111ZM201 132H203V133H201ZM222 132H224L225 134L224 133L222 134ZM18 133L21 134L22 131H19ZM184 133H185L186 136L184 135ZM227 133L228 134L232 133V134L229 136ZM234 133H236L237 135L239 133L241 135V137H240V135H238L239 137H237ZM218 134L219 135H222L221 136L222 138H220V136ZM252 134H254V135H252ZM216 135H218L219 137H216ZM224 135L228 139H232L233 138L232 140H234V141L236 140V137H237V140H236L237 142H238L239 139H241L240 140V144L237 145V146H240V148L242 147L241 150L242 151H245V155L242 158L240 156L238 157V155H237L235 161H233L231 159V155H232L233 149L231 147L225 148V147H223V145H225V143H228V144L231 143L232 140H230V142L227 141V140H225L226 138H225ZM27 136L30 137V135H27ZM130 136L133 137L134 135L132 134ZM208 136H210L211 138L208 137ZM249 136H250V138H249ZM29 137H27L28 138V141L30 139ZM198 137H202L203 139H199ZM52 138H54V139H52ZM173 138L175 139V137H173ZM189 139H191V140H189ZM212 139H214V140L212 141ZM215 139H217V142L215 141ZM220 139H222V140H220ZM35 141H37V142H35ZM62 141L63 142H67V143H62ZM177 142H179V140ZM218 142L221 143L222 147H221L220 144H218ZM99 143L102 144V141H100ZM253 143H255L256 145L253 144ZM179 144H182V143H179ZM233 144L235 145L234 142L231 143V145H233ZM172 145H174V146H172ZM141 146H142V148H141ZM168 146H170V147H168ZM187 146H188V148H187ZM66 147H68V145ZM172 147H174L175 149H173ZM258 147H260V148H258ZM121 148H122V151L120 152V149ZM222 148H224V149H222ZM140 149H141V151H140ZM248 149H249V152H248L249 154L247 153V150ZM115 150H116V152L114 153ZM118 150H119V152H118ZM170 150H172L174 152H170ZM218 150H221V152L218 151ZM219 152H220L221 155H218ZM253 152L255 154H253ZM71 153H72V155H71ZM163 153L166 154V158H165V154H163ZM184 153H186V154H184ZM109 154L111 156H113V155L114 156L111 157ZM125 154H126V156H125ZM169 154H171V155H169ZM228 154L229 155L231 154V155L229 156ZM250 154H251V156H249ZM107 155H109L108 158L111 157V159L109 158L110 159L109 160L107 158L108 160H106V161L104 160L103 162L101 161L102 162L101 163L100 160L106 158ZM160 155H161L162 158L160 157ZM116 156H118V157L115 158ZM83 157L84 156L81 155V154L77 156V153L74 152V151H72V152H70V159L69 160H70L71 163L76 164L80 159L82 160ZM220 157H221V161L219 159ZM121 158L122 159L125 158L124 161H126L124 163V165L122 166L123 168L122 167L120 168L121 165H120V163L118 161ZM134 159H136V158H134ZM228 160H229V162H228ZM90 161L91 162L93 161L92 162L93 164ZM110 161H111L112 164L110 163ZM224 161L226 162V164H224L225 163ZM87 162L92 164L91 165V167H92L91 170H90L89 165H88ZM117 162L119 163V166H117V164H118ZM230 163H231V165H230ZM125 164H127V165H125ZM101 165L103 166V170L102 171H101V167H100ZM112 166H114V168ZM134 166H136L137 168L135 169ZM126 167H127V169H126ZM20 168H22V167H20ZM124 168H125V170H124ZM22 169H23V171H25L24 168H22ZM88 169H89V171H88ZM121 169H123L124 172H122ZM133 170H134V172H133ZM114 171H117V172H115L117 174L116 175L117 177L116 176H112V174H113ZM164 171H165V173L167 172L165 174V176L164 175H161V174L164 173ZM181 171H183L184 175L177 177L176 178V183L172 184L170 187L164 184V181L169 178V176L171 175L172 172H181ZM136 172H137V174H136ZM242 172L243 173H246V174L241 175ZM155 174H156V177H155ZM23 175H26V174H23ZM159 176H160V178H159ZM206 176H208V177H206ZM121 177H122L123 181H121L122 179L121 180L119 179ZM151 178H152V180H151ZM161 178H162V180H161ZM135 179H136V182H135ZM153 179L154 180L156 179L158 181H153ZM101 180L103 182L105 179L102 178ZM117 180L118 181L120 180L121 183L120 182L119 183L121 184V186H120V184L118 183ZM84 182H86V181H84ZM158 182H160V183H158ZM185 182H187V184L189 186L187 191L183 187V184ZM241 182L243 184V187L242 188L237 187L238 184H240ZM139 183H140V185H139ZM161 183H162V185H161ZM92 184H93V181H92L90 187H86V192H88L89 197H91V196L93 197V198L91 197L90 200L93 201L95 199L97 201H101L100 194L98 192L102 189V187H100V186H94L95 187L94 188ZM38 185H39V183H38ZM6 186H8V185H5V186L3 185L5 192L6 193L7 192L10 193V190H8L7 189L8 187H6ZM156 186H157V188H156ZM138 187H139V189H138ZM131 188H133V189H131ZM165 188L167 189V195H165ZM91 190H92V193H91ZM129 190L130 191L133 190V191L130 192ZM136 190L138 191L139 194H137V191ZM153 191H155L157 193V197H156V200L157 201H155V203L158 204L159 207H156L155 204L153 203V199H152V192ZM11 193H13V192L11 191ZM189 193L191 195V199H189ZM130 195L131 196L134 195V196L131 197ZM128 197H131V199L129 198L130 200H128ZM20 198H18V200H20ZM136 198L137 199L139 198V200H137ZM140 198H141V200H140ZM18 200H16V205L17 204L20 205L21 202H24V204H25V205L24 204H21L22 206H26L27 205V200L24 197L21 198V201H18ZM259 200H260V202H259ZM137 201H139L138 202V203H140L139 205H138ZM148 201H149V204L147 203ZM248 202H249V204H248ZM257 203H260V204H257ZM144 204L147 205L148 208L150 207L149 205H152V208L149 210L147 208V206H145V208H146L145 209V208H143L144 207ZM127 205H128V207H127ZM105 206L106 205L102 201L101 205H99V206L97 204H95V207H97L95 209H99V214H100V212H103L104 210H106V212H108V206H106V207ZM132 206H133V208H132ZM93 208H94V206H93ZM167 209H171L173 211V215L172 216L168 217L167 211H166ZM34 211H35V209H31V217L34 220L41 221V222H45V223L47 222V219L48 218L46 216H44V214L39 213V215H35ZM155 212H156V214H155ZM158 212H159V214H157ZM121 213H123V220L121 219ZM102 216H105V215H102ZM159 217H166L167 219L162 222L160 219H158ZM239 217H241V218H239ZM39 218H41V220H39ZM144 219H146V220H144ZM118 220H119V223H117ZM238 221L239 222L241 221V222L239 223ZM116 223L119 226L117 228L118 230H120L119 232H115L114 226H115ZM139 223H140V226H142L144 229L140 230V229L137 228V225L136 224H139ZM121 224H123L124 226L121 227ZM180 224L178 222V225H177V228L176 229H179L180 228V227H178ZM208 225L210 226V229H211L210 231L207 230L208 229ZM250 225H252V226H250ZM82 226H81V228H82ZM150 226H152V227H150ZM169 226H171V228H168ZM158 228L160 229L159 232H157V229ZM82 230L87 231V227L84 226V229H82ZM89 230H90V234L89 235H92V236H94V234L99 235L98 233H95L96 232V229H93V228L89 227ZM161 230H162V232H161ZM250 230L251 231L253 230V231L250 232ZM150 231H152V232H150ZM247 231H248V233H247ZM213 232H214V234H213ZM260 232H261V234H260ZM216 233H218L217 236L215 235ZM246 233L247 234L252 233V234L247 235ZM189 234H191V232H187V235H189ZM245 235H247V236H245ZM256 236L257 237L260 236V237L257 238ZM87 237H85V239ZM129 237H131V238H129ZM247 237H248L249 240L246 239ZM96 238H98V237L96 236ZM101 238H103L104 241L106 239V237H104V235H102V234H101ZM213 238H215V239H213ZM253 238L255 240H253ZM166 240L167 239H165V241ZM1 241H4V240H1ZM104 241L101 244H104ZM205 241H207V243H208L207 245L205 244ZM2 244L4 246H6V247L10 246L9 243H8L9 245L7 243H6V245H5V243H2ZM220 247H221V249H220ZM90 248H92V250H94V252L95 251L98 252L100 250L101 246L93 245ZM17 252H18L17 250H14V252H13V249H12L11 255L12 254L15 255ZM86 252H87V254L89 253L88 251H84V250L77 251L78 255H80V256L82 254H84V253L86 254ZM257 252H258V254H257ZM77 253H75V254L77 255ZM96 253L93 254V252H91L88 255L86 254L87 257L91 255L88 258L86 256L85 257H82L83 260H85L84 261V264H86V263L88 264L89 262L91 264L95 263L96 261L94 259L98 255V253L97 254ZM18 254H19V252L17 253V255ZM75 254H74V252L71 255L57 254L56 255L57 260L55 261L54 264H57V262H59V263H61V262L62 263H65L69 259L77 258ZM181 254H184L183 251H181L178 254L180 256V257L178 256V258L180 260L177 259V258H175L176 262L174 263V261H173V264H182V263L185 264V262H183V261L186 260V259L185 258H183L184 260L181 259V257L183 256ZM93 255H96V257L93 258L94 257ZM65 256H67V257H65ZM111 256L113 258H115L116 257V254L111 255ZM227 256L230 257L231 259H234V258L237 257L236 254L233 255V252H231V253L228 252V255ZM85 258H87V259H85ZM80 259H81V257H80ZM80 259L77 258V259H75V261L77 262V260H80ZM156 260L157 261H160L157 257H155L154 258V262H157ZM162 260H163V258L161 259V261ZM201 261L202 260L199 259V264L201 263ZM5 262H3V261L1 262L0 261V264H6ZM97 262L96 263L99 264V261H97ZM202 263L203 264H207V261H206V263L202 261ZM21 264H23V263H21ZM77 264H78V262H77ZM168 264H172V263L168 262Z\"/></svg>", "mask_w": 264, "mask_h": 264}, {"label": "snow or ice", "instance_id": "obj_3", "mask_svg": "<svg viewBox=\"0 0 264 264\" xmlns=\"http://www.w3.org/2000/svg\"><path fill=\"white\" fill-rule=\"evenodd\" d=\"M56 0H53V3H55ZM143 0H138L135 4L132 3V0H112V3L109 4L106 2V0H73L72 4L66 8V13L69 15L73 12V9L78 7L79 5L83 4L85 6L91 7L93 11L96 10L97 4H99L100 8L103 9L105 14L109 13V8L110 7H115L118 9L117 12L111 13L113 16H119L122 20L125 22H132V26L130 27H125L121 31H101L99 29H91L88 27L84 26H76L74 27V21L72 18H68L66 23L69 29V34L79 36L81 33L87 32L89 33L88 38L81 39L79 41L80 44H91L93 41L100 37H117V39L111 41V43H106L104 44V50L95 54L94 57H92L89 61L88 66H85L82 68V71L85 74L89 73H99L103 74L108 66L111 63V56L113 54V49L112 45L119 46L121 43L122 37L126 35H130L134 31H140L146 33V35H142L139 39H134L128 49H126V53L124 56L121 57L120 63L117 67V71L120 73H123L126 68H128V61L129 57L133 55V53L138 49L143 46L145 50V56L141 59V61L137 64H133L132 67L136 68V74L135 76H130V75H125L122 76V78H118L117 83L119 84H134L137 86V88H142L144 92H137L131 96V99H136V96H142V98L146 101H151L153 106L159 107L161 105L169 104V105H175L176 107L183 108L188 105L190 102L191 98L196 96L198 98V89L196 86L190 84L185 78H183L178 69L181 65L182 58L184 57V48L181 47V43H187L192 39L190 34H187V28L186 26L189 25V22L193 20V16L195 14V8L192 9V15H188L187 19L184 20L183 25H181L180 31L176 32L174 35L171 33V20H172V15H165L164 17V24L163 26H157L149 21H146L145 19L141 18L140 12H141V4ZM223 5L227 7H233L235 11L238 12H243V9L240 7H236L235 5H232L230 3V0H222ZM203 3L206 4V10H205V15H208L211 13L214 16L215 22L218 26L219 29H226L229 28L230 25L227 24L224 19L218 14V10L213 9V3L214 0H203ZM241 3H243V0H241ZM253 7H257V4L255 3V0H253ZM4 5L0 4V8H3ZM165 7L169 9L172 13L176 11L177 5L173 3V0H165ZM260 8H264V3L259 4ZM42 11L47 12L48 9L44 8ZM0 15H3V13H0ZM53 15L55 13L53 12ZM105 17L103 15L96 17L97 20H102ZM25 17L24 15H21L18 17L19 21H24ZM80 19L83 20H88L91 19L89 16H83L80 17ZM60 20L63 23L65 21V16L61 15ZM33 27H36V25H33ZM165 29L167 31H165ZM17 31H19V28H17ZM244 32V28L241 25H234V33H233V39L231 40L232 44V51L233 54L236 57H241L242 56V50L240 46L238 45L237 41L240 39L241 33ZM4 35H10L8 33V29L5 28L3 29L2 32H0V45H4V39L2 38ZM250 39L254 42L253 44H245L244 47L249 49L251 52H255V56H251V66L253 68H256L257 64L259 63L261 67L257 70V76L258 79L260 80L261 84H264V34L260 33L259 31H250L249 32ZM219 39V36H217L215 39H212L211 42L208 44V48H211L216 45L217 41ZM5 51L8 53H14L16 57H21L23 55L22 49L20 47L16 48H10V49H4L0 48V66H2V74L3 78H7V73L11 68V65L6 63L4 56H5ZM69 55L73 56V59H75V54L74 53H69ZM207 55L211 56V53L208 52ZM205 56V50H201L200 55L197 59V62L200 63V66L202 67V61ZM18 61H17V66H18ZM154 66V67H153ZM222 67V66H221ZM148 69L152 70V75L159 77V79H154V80H149L147 75H145L142 79L141 77V71L147 72ZM130 70V69H129ZM74 71V70H73ZM240 71L244 72L245 67H244V60H240ZM39 73V78L43 80V78L47 75L48 73V65H47V60L44 57H40L38 60V63L34 67V69L27 71L24 76L27 78H35L36 74ZM194 78V77H193ZM73 79V72L70 71L66 73L65 76V83L68 81H71ZM94 82H99V81H94ZM13 87L11 88V91L13 92L14 96L16 98L19 97V94L16 92L14 84ZM205 84L207 83L206 81L204 82ZM251 83V82H250ZM167 85V87H165ZM116 85H111V87H115ZM35 87V85H33ZM149 88L151 89H156L158 91L154 93H149L145 95L144 93L148 92ZM0 89L4 90V96H7V91H8V84H0ZM173 89L177 94L173 95L171 94ZM213 92L216 96H220V93L217 89L213 88L210 90ZM162 93H168L169 95L164 96ZM242 98L245 96L247 97V100L249 101V108L251 109L252 113H255L257 109L256 101L259 99V97L256 95V93L253 92H248L247 87H245V90L240 94ZM57 96V102H59V92H56ZM11 103L10 100H3L0 99V123L6 120V113L8 111V105ZM33 104H35V101H32ZM202 103V101H201ZM240 105H235L232 109H226L227 112V119L236 124L238 126V131H240L241 135L244 137V149L247 148V134L244 132L243 127L240 123V119L238 115H234V112L236 109H238ZM45 109L43 107L40 108V111H44ZM168 109L167 108H162L161 110V115H167ZM254 115H250L249 119H253ZM111 119L117 120L118 123L123 124L124 127L131 132V126L128 124L126 120L119 119L117 116H112ZM17 123V127H18ZM36 127L35 121L32 122V128L34 129ZM171 128L173 129V133L175 135L176 140H179V135H180V126L179 124H174L171 125ZM21 136L23 133L20 134ZM30 139L29 143H31V130H30ZM66 138L71 140V136L69 133H65ZM199 139H203L202 137H198ZM127 140L131 142V136L126 137ZM169 140L172 139V136L168 137ZM137 148H140L139 141L136 142ZM176 157L178 159H181V153H180V144L177 142L176 143ZM225 148L231 147L233 149L231 159L235 161L236 156H240L241 158L245 155V151H242L240 146L236 145H228L225 144L223 145ZM20 148V141L17 138V134L15 132L12 133L11 135V142L10 143H0V171H5L6 168L5 166H10L12 161L11 159H8V154L10 151H17ZM190 154V153H189ZM126 155V154H125ZM140 156V153L137 152V157ZM166 158V154H165ZM264 159V157H261ZM20 159L23 160V156H20ZM54 159V156H53ZM132 164L136 165L137 167L141 166V160L139 158L132 159ZM24 163L27 165V168L31 174L32 177H35L37 175L38 170H33L32 165L30 161H24ZM65 163H67V153H65ZM119 163L121 166L124 165L125 161L124 159H119ZM184 164V161L181 159V168ZM101 171L103 170V166L101 165ZM143 171L140 172L137 175V179L143 180L145 176L150 174L153 169L147 164L143 163L142 165ZM89 168L91 169V163H89ZM23 171V169H21ZM246 173H241V175H244ZM8 175H12L11 172H8ZM72 173L69 171V176H71ZM184 175L183 171L181 172H172L171 175L169 176L168 179L164 181V184L167 186H171L172 184L176 183V178L179 176ZM18 180L20 179L19 177H16ZM23 189L24 191L21 193L22 195L28 193V192H34L38 193L41 191V187L38 186V182L35 179H32L30 181L29 178H25L22 181ZM183 187L185 190H188V184L185 182L183 184ZM239 188L243 187L242 182L238 184ZM165 195H167V189H165ZM73 197L76 199V202L79 203V190L76 189L75 182L73 181ZM157 197V193L155 191L152 192V199L153 203L155 204L156 207H159L158 204L155 203ZM189 199H191V195L189 193ZM102 203V199L100 201ZM51 206L55 208V203L52 201H49ZM99 206V205H98ZM84 207H87L85 205ZM167 215L168 217L173 215V211L171 209H167ZM4 212L8 213L9 215H5L4 219L9 220V216H16L20 215L23 213L21 217V222L16 224V227L23 232L24 227H33L32 223L29 219L31 216V209H19L17 211V207L15 206L14 203H7L4 205ZM79 216V213H77ZM100 215H103V212H100ZM121 219L123 220V213H121ZM162 222L165 221L167 218L166 217H159ZM11 223V221L9 220ZM261 225L264 226V222H261ZM121 226H124L121 224ZM48 229H51V224L47 225ZM107 227H111V220L109 219ZM33 231L37 234V236L40 237V239L36 240L37 245L39 246V251L42 253L41 256L36 257L38 261L41 262V264H47V261L44 259V257L47 256V241L46 237H44L43 233L40 232L39 228H33ZM81 236H83V233H81ZM225 236L228 239V247L230 251L232 250L231 247V238L228 236V233L225 232ZM131 238V237H129ZM41 240L44 241L43 246L41 245ZM196 240H193V243H196ZM79 251V249H77ZM91 251V249H89ZM12 248L9 246L5 250V256L11 255ZM127 252L126 248H121L117 246L116 250V258L118 260L122 261V258ZM233 255L234 251H233ZM141 264H143L144 258L141 257ZM78 264H84L83 259L78 260ZM234 264V262H233Z\"/></svg>", "mask_w": 264, "mask_h": 264}]
</instances>
